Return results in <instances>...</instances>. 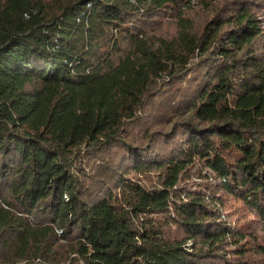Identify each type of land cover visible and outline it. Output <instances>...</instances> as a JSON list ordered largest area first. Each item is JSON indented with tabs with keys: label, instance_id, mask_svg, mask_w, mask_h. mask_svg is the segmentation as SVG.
<instances>
[{
	"label": "trees",
	"instance_id": "16d2710c",
	"mask_svg": "<svg viewBox=\"0 0 264 264\" xmlns=\"http://www.w3.org/2000/svg\"><path fill=\"white\" fill-rule=\"evenodd\" d=\"M263 5L0 0V264H264Z\"/></svg>",
	"mask_w": 264,
	"mask_h": 264
},
{
	"label": "rangeland",
	"instance_id": "374dc122",
	"mask_svg": "<svg viewBox=\"0 0 264 264\" xmlns=\"http://www.w3.org/2000/svg\"><path fill=\"white\" fill-rule=\"evenodd\" d=\"M263 9H264V5H263ZM263 12H264V10H263ZM189 14L190 15H193L194 17H195V15H194V12H189ZM201 14H203L202 12H201ZM170 17L169 16H167L166 18H165V20H167V19H169ZM262 20H263V23H264V17L262 18ZM201 167L200 166H198V164L197 163H195L194 165H193V168H192V170H191V179H195L196 180V182L197 183H202L201 181H203L204 180V178H202V176H200V174L198 173V169H200ZM201 173L203 174L204 173V170L201 168ZM201 177V178H200ZM224 213H226L225 211H224ZM232 217L233 216H231V221H232ZM186 245H187V247L190 249V247H191V242L190 241H188L187 243H186Z\"/></svg>",
	"mask_w": 264,
	"mask_h": 264
}]
</instances>
